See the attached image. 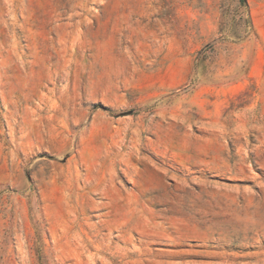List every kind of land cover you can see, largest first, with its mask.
Returning a JSON list of instances; mask_svg holds the SVG:
<instances>
[{
    "label": "rangeland",
    "instance_id": "374dc122",
    "mask_svg": "<svg viewBox=\"0 0 264 264\" xmlns=\"http://www.w3.org/2000/svg\"><path fill=\"white\" fill-rule=\"evenodd\" d=\"M0 264H264V0H0Z\"/></svg>",
    "mask_w": 264,
    "mask_h": 264
},
{
    "label": "trees",
    "instance_id": "16d2710c",
    "mask_svg": "<svg viewBox=\"0 0 264 264\" xmlns=\"http://www.w3.org/2000/svg\"><path fill=\"white\" fill-rule=\"evenodd\" d=\"M244 6H245V3L243 2Z\"/></svg>",
    "mask_w": 264,
    "mask_h": 264
}]
</instances>
